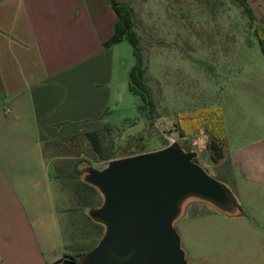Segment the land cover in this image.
<instances>
[{
    "label": "crops",
    "instance_id": "0c3cea01",
    "mask_svg": "<svg viewBox=\"0 0 264 264\" xmlns=\"http://www.w3.org/2000/svg\"><path fill=\"white\" fill-rule=\"evenodd\" d=\"M246 1L264 19V0ZM115 21L108 0H0V264H84L101 238L91 217L101 195L75 138L109 128L103 117L117 106L115 44L102 45ZM263 96L255 122L220 112L214 163L227 165L234 196H264ZM251 233L264 258V235ZM208 251L198 264H210Z\"/></svg>",
    "mask_w": 264,
    "mask_h": 264
},
{
    "label": "rangeland",
    "instance_id": "374dc122",
    "mask_svg": "<svg viewBox=\"0 0 264 264\" xmlns=\"http://www.w3.org/2000/svg\"><path fill=\"white\" fill-rule=\"evenodd\" d=\"M115 2L131 18L149 104L128 90V71L137 57L132 45L121 40L112 51L117 106L112 101L103 117L109 129L99 131V153L78 134V162L102 169L107 161L101 157L112 160L174 143L194 151V162L236 192L232 180L223 176L229 174L225 162L214 163L210 157L207 127L217 123L218 133L222 131L220 112L237 121L247 115L255 122L254 110L262 111L256 100L261 103L264 95V19L254 13L250 18L248 2L241 0ZM218 145L222 147L221 141ZM234 198L242 213L221 211L207 201L184 203L172 226L187 264H198L201 247L209 248L210 264H264L261 240L251 233L255 229L264 235V196L250 191Z\"/></svg>",
    "mask_w": 264,
    "mask_h": 264
},
{
    "label": "water",
    "instance_id": "95a60500",
    "mask_svg": "<svg viewBox=\"0 0 264 264\" xmlns=\"http://www.w3.org/2000/svg\"><path fill=\"white\" fill-rule=\"evenodd\" d=\"M195 155L171 143L91 168L87 179L101 195L91 217L103 232L84 264H187L172 226L185 202L242 213L229 188L194 162Z\"/></svg>",
    "mask_w": 264,
    "mask_h": 264
},
{
    "label": "trees",
    "instance_id": "16d2710c",
    "mask_svg": "<svg viewBox=\"0 0 264 264\" xmlns=\"http://www.w3.org/2000/svg\"><path fill=\"white\" fill-rule=\"evenodd\" d=\"M243 3L246 2V0H241ZM110 7L112 8V10L114 11V13L116 14V21L114 22V26H113V32L112 34L109 36L108 39H106L102 45L104 47L110 46L112 44H115L121 40H127L133 47L136 57H137V62L135 63L134 66H132V68L128 71V80H127V87L128 90H130V92L132 93H137L139 94V97L141 98V100H143L144 102L146 101L147 104H149L148 100L146 99L145 94V87H144V83L142 80V67H141V59H140V55H139V51L137 48V43H136V38L134 36V32L131 31V18L129 16V14L127 13V11L125 10V8H123L121 5L117 4L115 2V0H108ZM246 12L248 13L249 17L251 18V9L246 5ZM259 41L261 42V39L259 38ZM262 43V42H261ZM261 51H263V46H261ZM218 114V113H217ZM215 125H217V123H211V125H209L208 131H209V135H210V139L207 143V148L209 150V154L210 157L212 159V161H217L221 156V147L218 145V140L222 137V135L220 134V132L218 133L217 128H215ZM219 126V125H217ZM198 126H194V129H197ZM109 129V128H107ZM219 129V127H218ZM221 129V127H220ZM182 135H185L184 131H181ZM83 135L89 140L93 150L96 153H99L101 151V145H100V141H99V131H88L83 133ZM141 138V137H140ZM164 147V146H160L159 148ZM129 156V155H126ZM102 160H106L107 162H109L111 160V158H104L101 157ZM104 160V161H105ZM193 161H195L193 159ZM90 170V168H89ZM72 264H76L74 263V261L71 262Z\"/></svg>",
    "mask_w": 264,
    "mask_h": 264
},
{
    "label": "flooded vegetation",
    "instance_id": "af4514ba",
    "mask_svg": "<svg viewBox=\"0 0 264 264\" xmlns=\"http://www.w3.org/2000/svg\"><path fill=\"white\" fill-rule=\"evenodd\" d=\"M194 159V158H193Z\"/></svg>",
    "mask_w": 264,
    "mask_h": 264
}]
</instances>
